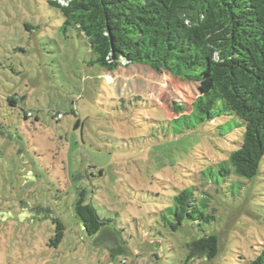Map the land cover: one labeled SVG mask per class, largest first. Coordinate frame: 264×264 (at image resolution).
<instances>
[{
	"label": "rangeland",
	"instance_id": "obj_1",
	"mask_svg": "<svg viewBox=\"0 0 264 264\" xmlns=\"http://www.w3.org/2000/svg\"><path fill=\"white\" fill-rule=\"evenodd\" d=\"M63 20L46 0H0V264H183L203 233L217 236V254L190 264L264 259V156L252 178L225 177L212 161L237 148L236 129L175 120V104L188 108L207 82L143 64L104 70ZM190 186L215 219L172 230L163 217ZM81 192L110 220L98 235L74 216Z\"/></svg>",
	"mask_w": 264,
	"mask_h": 264
},
{
	"label": "trees",
	"instance_id": "obj_2",
	"mask_svg": "<svg viewBox=\"0 0 264 264\" xmlns=\"http://www.w3.org/2000/svg\"><path fill=\"white\" fill-rule=\"evenodd\" d=\"M62 13L63 29L74 27L85 37L90 63L114 71L121 63L143 64L192 81L207 82V89L189 107L175 104L187 129L216 122L219 135L236 129V149L212 161L223 176L252 178L264 156V0H46ZM11 103L14 100L9 99ZM24 112L23 117H31ZM56 120L60 119L54 115ZM197 187L178 190L163 217L172 230L184 221L202 226L215 219L207 212L208 194L197 196ZM74 216L83 231L98 235L110 222L97 213L84 193L74 203ZM51 245L63 239L64 224L58 218ZM104 238L116 239L113 230ZM111 255L119 247L108 248ZM218 251L215 234L203 233L187 243L183 264L197 258H213ZM264 255V249L262 250ZM253 264H264L258 256Z\"/></svg>",
	"mask_w": 264,
	"mask_h": 264
},
{
	"label": "built area",
	"instance_id": "obj_3",
	"mask_svg": "<svg viewBox=\"0 0 264 264\" xmlns=\"http://www.w3.org/2000/svg\"><path fill=\"white\" fill-rule=\"evenodd\" d=\"M61 3H64V1L63 0H59ZM62 117V114L61 113H58V115H57V118H61Z\"/></svg>",
	"mask_w": 264,
	"mask_h": 264
}]
</instances>
